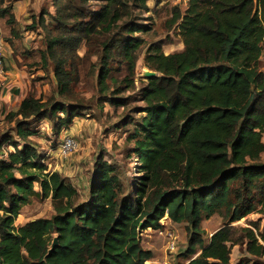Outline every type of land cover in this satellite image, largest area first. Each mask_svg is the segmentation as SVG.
<instances>
[{
  "label": "trees",
  "instance_id": "16d2710c",
  "mask_svg": "<svg viewBox=\"0 0 264 264\" xmlns=\"http://www.w3.org/2000/svg\"><path fill=\"white\" fill-rule=\"evenodd\" d=\"M89 1L52 0L54 15L33 17L29 29H46L38 62L53 64L57 94L70 96L79 46L92 51L99 42L98 92L125 109L119 94L134 88L143 43L133 36L144 27L132 13L147 10V0H103L84 11ZM3 4L0 20L10 27L15 19ZM172 14L168 27L178 29L183 50L166 55L160 42L147 49L144 66L156 75L138 91L143 106L117 126L131 127L125 143L128 158L136 157L134 177L99 158L83 193L47 171L30 124L45 120L58 136L79 105L28 96L9 113L16 139L0 137V264H146L154 256L140 235L160 230L163 219L186 228L185 264H231L234 247L235 264H264V222L236 224L264 216V0H187ZM35 197L50 199L54 214L15 225ZM215 215L222 226L205 242L201 222Z\"/></svg>",
  "mask_w": 264,
  "mask_h": 264
},
{
  "label": "rangeland",
  "instance_id": "374dc122",
  "mask_svg": "<svg viewBox=\"0 0 264 264\" xmlns=\"http://www.w3.org/2000/svg\"><path fill=\"white\" fill-rule=\"evenodd\" d=\"M51 1L29 0L26 11L19 18H15L13 15L15 24L10 27L4 24L3 20H0V43L4 47L5 56L8 55L7 49H11L19 76V82L8 87L6 83L1 82L3 79H0V137L10 135L16 139L15 122L9 119L8 115L11 112H16L19 101L24 95L33 96L37 99L41 98L51 103L56 101L65 106L70 103L79 105L80 115L74 118L69 128L63 130L58 136L52 131L50 123L45 120L31 123L30 125L36 129V133L29 141L35 144L38 153L42 155L48 172L59 173L85 193L88 190V177L99 158L109 163H116L121 171L125 170L127 178L135 176L133 165L136 162V157L128 158L129 146L125 143L127 128L131 129V127L124 129L122 127L117 128V126L122 123L129 109L143 106L137 98L138 91L143 84H146L144 73L151 71L143 63L147 49L153 43L160 42L162 51L166 55L183 50L178 29L176 26L168 27V23L173 19L172 9L176 6L180 9L185 7L187 0H147V10H133V18L144 29L133 34L134 37H140L143 40L135 68L134 88L119 94L120 97L127 98V109L110 104L98 92V68L95 65L100 49L99 42L91 45L92 51L87 50L84 43L79 46L74 57V62L78 66V82L72 85L70 96L61 97L57 94V81L53 74V64H48L49 67L43 69L38 62V52L42 47H45L46 29L39 27V25L35 29H29L33 23V17L38 22L41 11H48L51 15L55 14L56 8ZM100 1L103 0H90L85 8L83 7V10L100 8L101 3H103ZM3 2L2 7H11L10 11L13 13L12 5L15 2L23 3L25 1L3 0ZM43 21L46 27H52L50 18L46 16ZM261 61L264 73V48ZM116 75L122 77V73ZM65 137L72 138L77 144V149L69 156L62 157L59 153V146ZM262 141L264 143V133ZM3 148L5 149L4 152L12 150L4 146ZM261 161L264 162V155H262ZM35 189L39 191L38 185H35ZM53 214L50 199L41 200L35 197L29 205L21 209L15 225L20 226L37 218H49ZM258 219L261 220L262 225L264 216L261 214H251L236 224L246 226L248 221H257ZM161 223L163 226L160 230L147 229L141 233L142 246L152 248L157 253L155 258L156 256L161 257L153 264H160L165 260L171 264H184L185 259L182 258L181 253L186 249L188 239L185 226L165 222V219ZM221 226L222 219L217 215L203 219L201 228L204 231V241L207 242L209 237ZM149 239L153 241L152 244L149 243ZM171 239L174 240L176 248L175 252L169 254L165 252V248ZM231 254L233 258H239L240 248L235 247Z\"/></svg>",
  "mask_w": 264,
  "mask_h": 264
},
{
  "label": "crops",
  "instance_id": "0c3cea01",
  "mask_svg": "<svg viewBox=\"0 0 264 264\" xmlns=\"http://www.w3.org/2000/svg\"><path fill=\"white\" fill-rule=\"evenodd\" d=\"M24 1L25 2H23V3L15 2L12 5L13 15L15 16V18H19V16H21L26 11V7L29 4V0L28 1L24 0ZM7 53H8V55L5 56V58H6V60H5V75L2 78L3 80L1 82L4 83V84L6 83V86L8 87V86H13L14 84H17V82H19V80H18L19 79V76L17 74L18 73V69L16 67L15 60L12 57L11 49L10 50L7 49ZM4 54H5V50H4ZM10 55H11V57H10ZM24 78H25V76H24ZM28 96L27 95H24V97H22L21 100L19 101V104H20V102L22 100H24ZM87 187H88V182H87ZM165 222H169V221L168 220H165ZM149 243L152 244L153 241L149 239ZM147 249H149L150 251H152L153 256H154L153 259H152V261H149L147 263L152 262L151 264H153L154 262L158 261L161 258V257H158V256H156V258H155V254L157 255V253H155L152 248H147ZM234 249H235V247L232 249V252L234 251ZM237 261H238V258L237 257L233 258L232 254H231V257H230L231 264H235ZM162 263L163 264H171L169 261L167 262L166 260L165 261H162L160 264H162Z\"/></svg>",
  "mask_w": 264,
  "mask_h": 264
},
{
  "label": "built area",
  "instance_id": "2783aa9c",
  "mask_svg": "<svg viewBox=\"0 0 264 264\" xmlns=\"http://www.w3.org/2000/svg\"><path fill=\"white\" fill-rule=\"evenodd\" d=\"M4 74H5V54H4L3 45L0 43V79L4 77ZM59 148H60L59 149L60 155L62 157H67L77 149V144L72 138L65 137L61 141ZM175 248H176L175 242L173 239H171L170 241L167 242L165 252L172 254L173 252H175Z\"/></svg>",
  "mask_w": 264,
  "mask_h": 264
},
{
  "label": "water",
  "instance_id": "95a60500",
  "mask_svg": "<svg viewBox=\"0 0 264 264\" xmlns=\"http://www.w3.org/2000/svg\"><path fill=\"white\" fill-rule=\"evenodd\" d=\"M155 75H156V73L153 72V71H146V72L144 73L145 78L153 77V76H155ZM56 245H57V241H56V239H54L53 244H52V246H51V250H52Z\"/></svg>",
  "mask_w": 264,
  "mask_h": 264
}]
</instances>
